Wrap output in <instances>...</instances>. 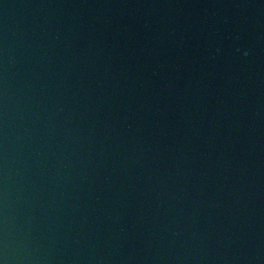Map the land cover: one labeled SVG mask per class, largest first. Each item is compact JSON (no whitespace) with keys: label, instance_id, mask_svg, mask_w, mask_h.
<instances>
[{"label":"water","instance_id":"1","mask_svg":"<svg viewBox=\"0 0 264 264\" xmlns=\"http://www.w3.org/2000/svg\"><path fill=\"white\" fill-rule=\"evenodd\" d=\"M0 264H264V0H0Z\"/></svg>","mask_w":264,"mask_h":264}]
</instances>
